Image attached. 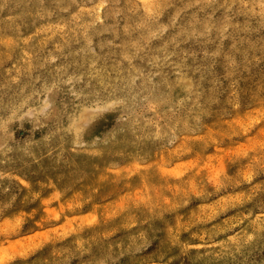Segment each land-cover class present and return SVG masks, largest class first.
<instances>
[{"label":"rangeland","instance_id":"rangeland-1","mask_svg":"<svg viewBox=\"0 0 264 264\" xmlns=\"http://www.w3.org/2000/svg\"><path fill=\"white\" fill-rule=\"evenodd\" d=\"M0 264H264V0H0Z\"/></svg>","mask_w":264,"mask_h":264}]
</instances>
